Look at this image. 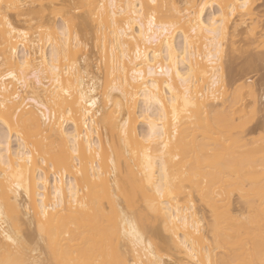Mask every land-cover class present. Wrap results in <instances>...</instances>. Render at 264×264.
<instances>
[{
  "label": "snow or ice",
  "instance_id": "6c2138e0",
  "mask_svg": "<svg viewBox=\"0 0 264 264\" xmlns=\"http://www.w3.org/2000/svg\"><path fill=\"white\" fill-rule=\"evenodd\" d=\"M169 7L157 0L150 5L138 0H0V264H264V134L241 143L232 131L236 113L213 112L206 103L209 96L224 95L252 100L251 81L230 89L221 65L229 57L253 53L264 61V16L251 17L248 0L218 5L208 22L200 2L178 11L176 5L172 11ZM85 20L92 28L81 32ZM93 32L96 70L109 77L104 99L111 120L104 119L98 104L103 78L97 85L89 76L87 56L84 64L79 62ZM176 33L183 35L180 48L172 43ZM125 40L134 43V51ZM45 41L51 60L43 49L33 56ZM157 75L165 78L163 92ZM113 92L123 98L115 109ZM140 97L143 115H134L131 107L125 113L129 98ZM66 116L74 127L62 130L63 139L50 135L49 128ZM136 118L149 130L138 142L130 133ZM101 120L105 131L109 123L118 128L129 164L123 199H110L102 213L90 194L94 186L111 185L116 154L110 143L105 173L103 150L90 139ZM84 146L91 157L90 176L82 166ZM70 164L77 165L83 187L63 179ZM233 181L240 182L249 203L259 200V213L243 222L219 213L211 199L213 189L218 195L222 185L227 189ZM119 190L117 183L114 191ZM197 193L214 208L211 235L195 216L192 197ZM145 217L163 218L174 249L158 251L138 227ZM177 253L186 259L177 261Z\"/></svg>",
  "mask_w": 264,
  "mask_h": 264
},
{
  "label": "bare ground",
  "instance_id": "6f19581e",
  "mask_svg": "<svg viewBox=\"0 0 264 264\" xmlns=\"http://www.w3.org/2000/svg\"><path fill=\"white\" fill-rule=\"evenodd\" d=\"M176 1L177 0H157V3L160 4V5L168 4L170 6L169 7V11L173 10L171 8V5H176L177 6L176 10L178 11L180 6H182L183 4L187 5L189 3H193L194 4V3L199 2L198 0H186L185 3L183 2V4L180 5L179 4L180 2L178 3V1L177 2ZM24 2L27 3V2H29V0H24ZM100 2L108 3V2H111V0H100ZM116 2L117 3L127 4L129 2H137V0H116ZM138 2L144 3L145 5H150L151 4V0H138ZM238 2H239V0H200V3L206 5V7H204V9H203L202 18H203V20L205 22H208L210 20V18L213 16V14L217 13L219 11V9L217 7L218 5L227 4V3H238ZM248 3L250 5V7L248 9V12H249L250 15H252V12H253L252 10H253V5L255 3V0H248ZM185 10H187V9H185ZM13 15H15V14H13ZM13 18L16 19L15 16ZM13 18L11 17L12 20H13ZM17 20H15V21L13 20L14 23L18 24L20 22V20H18V21ZM80 26H82V27H80L82 29H79L81 32L88 31V30H90L92 28L91 22L87 21V20L82 21ZM89 26H91L90 29H88ZM93 37H94V34H93ZM94 42H95V40H94ZM182 42H183V35L181 33H176L174 35L172 43L174 44V46L176 48H180L181 45H182ZM124 43L129 44L130 45V50L134 51V43L132 41L125 40ZM92 46L94 47V43L93 42H92ZM86 48H88V47H85L84 49L80 50L82 52V56L81 55L80 56L83 57V58L82 59L79 58V62L81 64L85 63L84 62V57L85 56L88 57V63L86 65V68L88 70L89 76L96 78L97 85H100L101 78H99L100 79L99 80L97 76L96 77L93 76L94 75L93 73H92L93 75H91V72L93 71L96 63H94L95 61L92 60L94 57L92 55H91L92 57H90V55H88V53L90 54L91 52L87 53L86 51H88V49L85 50ZM95 48H96V45H95ZM41 49L44 50V55L49 60H51L52 59V51H51V48L48 46L46 41L42 45H40V44L37 45V49H36L35 53H33V56L34 57L39 56L40 52H41ZM83 51H85L86 55L84 54ZM199 51L201 53L204 52L203 38H201V41H200ZM83 54H84V56H83ZM95 55L98 56L99 54L97 55V53H95ZM91 60L93 61V63L95 65H92ZM98 66H99V64H98ZM180 66L181 67L184 66L183 62H181ZM204 66L207 67L206 59H205V62H204ZM224 66L225 65L223 63L221 65V73H222L223 78L225 77L224 76L225 75V73H224L225 72V70H224L225 67ZM96 67H97V65H96ZM129 67H131V66H129ZM138 70H142V71L146 72L145 69H138ZM157 71H158V69H157ZM99 77H101V76H99ZM102 78H103V88L101 89L100 94H99L100 95V99L98 101V104H99V106L101 108L104 109V112L106 113V116L104 117V119L111 120L112 119V110L109 109L108 102H107L106 99H104V95H105V93L107 92V89H108L109 77H108L107 73H103ZM146 78L147 79H151V78H148L147 76H146ZM155 79L157 80L158 84L161 86V92H163L164 91V89H163V81H164L165 78L157 75L155 77ZM224 80H225V78H224ZM205 81H206V83L209 84V87H210L211 86V77L210 76L209 77H205ZM90 83H91L90 80L87 81V84H90ZM248 86L252 90L254 101H255V104H256L257 103V99H256V97L254 95L255 94V90L253 88V85L250 84ZM137 87H140V85H137ZM112 96H113L112 109H115L116 100H120V99H123V98L117 92H113ZM223 97L217 98V99H212L209 96V98L207 99L206 103L210 106V110L213 111V112H228V113L235 112L236 113V121H238V120H242V121L241 122H239V121L236 122V124L233 125L232 131L234 133L239 134L238 132H241V130L237 131V130H239L241 128V127L239 128V124L242 127H244V125H245L243 122L245 121L244 118H246V116H245V113H246L245 104L246 103H245V101H239L238 102L236 100V98L232 97V96H228L227 95V97H224V98ZM262 98L264 99V95L262 96ZM219 100H220V105H218L219 104V102H218ZM216 102H217V104H216ZM221 102H222V105H221ZM217 106H219V107L222 106L221 107L222 109L218 108ZM129 107H131L134 115L137 114V113H139V115H143V112H144V100H143V98L140 97V98L135 99V100L129 98L128 102L125 104V107H124V112L125 113H127ZM237 108L239 109L238 112L236 111ZM219 109H221V110H219ZM125 119H127L126 115H125ZM140 126H142V128ZM73 127H74V125L72 124V118L66 116L65 117V121L63 123L58 120L55 128H49V133H50V135L54 134L57 139H63L62 130L63 129H71ZM103 129L105 130V128L103 126V120H101L100 123H98V125H97L96 135L94 137L90 136V139L96 140L97 143H99L100 148L103 150L102 154H103V156L105 158L104 163H103V168L105 170V173H107V171L110 168V165L107 163V160L110 157V153H109L108 149H109V144L111 143L112 151L115 152V154H116V157H115L116 175H114L111 178V185H109V183L106 181L105 183H103L101 185L94 186V191H92L91 194H90L91 197L94 198L97 201V203L99 204L100 207H99L98 211L100 213L103 212V205L106 204V203H109L110 199L114 198L115 196H120L121 199H123L125 182H126L125 173H127L129 171L128 161H127V159L123 158V151H122V146L120 144V134H119L118 128L114 127L112 123H109L108 126H107V130L105 132L102 131ZM241 129H244V131H242L239 134V136L240 135H243V136L239 137L238 135H236L239 139H241V138L243 139V137H245L244 136L245 134L243 132H245L246 128H241ZM148 131H149L148 130V125L142 119L136 118V119L133 120V122L130 125V133L133 135L134 142H138L140 137H146L147 134H148ZM104 133L108 136L107 137L105 135V137H107V139H108L107 141H105L106 138H105V140L103 138L104 137V135H103ZM183 133H184V128L182 127L181 128V135H183ZM26 134H27V132H26ZM242 139H241V141H242ZM244 141L245 140H243V142ZM81 151H82V153H84L83 160H82L83 170H84L86 176H90V173H91V166H90L91 157H88L86 155V146L82 147ZM76 168H77V165L70 164L69 168H68L67 176L63 177V179L68 180L69 184L76 183L77 185L83 187L84 180L80 178V176L78 175V173L75 170ZM33 183H35V181ZM54 183H55V181L53 180V184ZM117 183L120 184V190L119 191H114L115 186H116ZM222 188H224V187H221L220 189H222ZM212 192L214 194L216 191L214 192V190H212ZM213 194L211 193V196H212L211 199H212L213 205H216L218 207L219 213H222L225 217H227L229 219L238 220V221L243 222L245 217H248L250 215V213H252V212L259 213V211H260L259 201H255V204H251V203H249V201H241V202H243L242 204H244V207H245L244 211L245 212L241 208L239 212H241V210L243 212L238 214V215H236V213H239V212L236 209H234L235 208L234 207L235 201H230V200L229 201H217L218 199L215 200ZM64 195L65 196L67 195V189L66 188L64 189ZM21 203L23 205L24 210L26 211L27 208H28L27 197H23L22 196L21 197ZM192 203L195 205V216L199 218V220H200V222H201V224L203 226L202 227V231H208V234L211 235V232L209 231V228H210L211 224L214 223V208L209 205L208 201H193L192 200ZM199 205H201L203 207L202 209H205L204 211H206V212H204V214L209 212L208 213V218H207V214H206V216L202 214L203 210L202 211L200 210ZM33 206H34V200H33ZM28 226H30L29 228H31L32 227L31 223L27 224V231H29L28 233L31 236V235L34 234V232H33V234H32V232L30 233L31 230H28ZM138 227L140 229H142L143 231H145L149 236H151L153 238V243L157 247L158 251L161 252V254H166L168 251H170V250L175 248L174 238L171 235L170 231L165 229L162 217L160 219H157V218L153 217L151 220L147 219L146 217L142 218V219L139 220ZM35 235H38V233H35ZM175 257L178 259V260L176 259L177 261H181L183 259H186V257L179 255V253H177ZM212 258L213 259L216 258L215 254L213 255ZM221 258H223V254L221 255Z\"/></svg>",
  "mask_w": 264,
  "mask_h": 264
},
{
  "label": "rangeland",
  "instance_id": "374dc122",
  "mask_svg": "<svg viewBox=\"0 0 264 264\" xmlns=\"http://www.w3.org/2000/svg\"><path fill=\"white\" fill-rule=\"evenodd\" d=\"M177 1H178V3L180 2L179 4L181 5V4H183V2L185 3L186 0H177ZM198 1L200 2V0H198ZM183 5H185V4H183ZM252 11H251L252 15H250V16L255 17L257 20H259L262 16H264V0H255ZM14 16L15 15H13L11 17L13 18ZM13 20L15 21L17 19L13 18ZM20 22L18 24H21ZM80 27H82V26H80ZM90 27L91 26H89L88 29H90ZM80 29H82V28H80ZM94 40L95 39H92V42L94 43V47L92 46V43H91V46L86 48L85 50L88 49V51H86L87 53L91 52L90 54L88 53V55H90V57H92V56L94 57L92 60H94L95 61L94 63H96V65H97V67H96V65L91 60L92 65H95V67H96V68L94 67L93 71L91 72V75L94 74L93 76H95V77L97 76L99 79V78H102L103 73L96 70L99 67L98 66L99 62L96 59L97 56L95 55L96 48H95ZM83 52L85 54V51H83ZM84 54H83V56H84ZM97 55H98V53H97ZM81 56H80V59L83 58ZM82 64H84V63H82ZM224 65H225L224 66L225 67L224 68V70H225V72H224L225 77L224 78H225L227 84L230 86V89H235L238 85H247L248 81H251V85H253V88L255 90L254 95L257 99V103L255 104L253 96H252L251 101L245 102V103H247L246 113H245L246 118H244L245 121L243 122L245 125H244V127H242L239 124V128L240 127L246 128L245 132H243L245 134L244 135L245 137H243V139L241 138L242 141L237 136H236V138H238V140L242 143H243V140H245L244 142H246V141H257L261 137V135L264 134V99L262 98V96L264 95V61L261 60V57L259 56L258 53H253L251 55H247L244 57H229L227 60L224 61ZM99 76H101V77H99ZM224 97H227V95H224ZM218 102H219L218 105H220V100ZM222 102H221V105H222ZM216 104H217V102H216ZM217 107L221 108L222 106L221 107L217 106ZM221 109H219V110H221ZM238 121L241 122L242 120H238ZM140 127L142 128V126H140ZM241 128L237 131H240V130H241V132L244 131V129H241ZM102 131L105 132L104 129ZM241 132H238V133L240 134ZM235 134L239 136V134H237V133H235ZM103 135H104V137H103L104 140L106 138L105 141H107L108 136L105 133ZM105 135L107 137H105ZM241 136H243V135H240L239 137H241ZM234 163L239 164L241 162L235 161ZM241 171H242V169H241ZM225 183H227V182H225ZM232 184H233L232 187H228L227 189H225V188L220 189L218 196H217V193L215 192L216 189H213L214 192L216 193V194L214 193L215 194L214 195L212 192L214 199L215 200L218 199L217 201H229V200L235 201V203H234L235 208L234 209H236L239 212L240 209L242 208V210L244 211L245 207H244V204H242L243 202H241V201H249L248 196L242 194V188L240 187L239 181H233ZM221 187H224V186L222 185ZM211 198H212V196H211ZM200 199H201V197H200L199 193H197L196 195H194L192 197L193 201H207V200H202V199L200 200ZM256 201H259V200H256ZM199 208L201 211L203 210L202 211L203 215L206 216V214H207V218H208L209 212L207 211L208 213L204 214V212H206V211H204L205 209H202L203 207L201 205H199ZM242 210H241V212L236 213V215L242 213L243 212ZM29 227L30 226H28V230H31L30 233L32 232V234H33V232H34L33 227H31V228H29ZM175 259H177V258L175 257Z\"/></svg>",
  "mask_w": 264,
  "mask_h": 264
}]
</instances>
